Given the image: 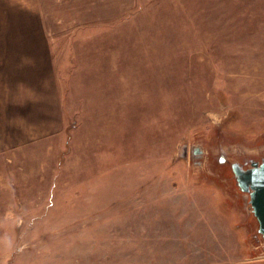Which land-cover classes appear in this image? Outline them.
Segmentation results:
<instances>
[{
    "label": "rangeland",
    "instance_id": "1",
    "mask_svg": "<svg viewBox=\"0 0 264 264\" xmlns=\"http://www.w3.org/2000/svg\"><path fill=\"white\" fill-rule=\"evenodd\" d=\"M9 8L52 26L0 60V264H264V0Z\"/></svg>",
    "mask_w": 264,
    "mask_h": 264
},
{
    "label": "crops",
    "instance_id": "2",
    "mask_svg": "<svg viewBox=\"0 0 264 264\" xmlns=\"http://www.w3.org/2000/svg\"><path fill=\"white\" fill-rule=\"evenodd\" d=\"M12 0H0V21L2 24L7 20L10 24L1 25L3 35H0V60H45L49 58V42L47 35L49 34L48 26L36 25L34 22L30 24H20L16 19L15 14L19 10L9 8ZM19 25V26H18ZM14 27L15 31L10 29ZM2 29V28H1ZM7 29V30H5ZM51 29V28H50ZM9 33L5 35V33ZM9 47H13L7 52Z\"/></svg>",
    "mask_w": 264,
    "mask_h": 264
},
{
    "label": "water",
    "instance_id": "3",
    "mask_svg": "<svg viewBox=\"0 0 264 264\" xmlns=\"http://www.w3.org/2000/svg\"><path fill=\"white\" fill-rule=\"evenodd\" d=\"M202 151L199 148L194 149V154L200 157ZM253 168L258 167V163H252ZM240 187L243 191L248 190L250 185L253 193L250 194V205L252 206L254 215L260 223V231L264 236V171L252 173H242L239 177Z\"/></svg>",
    "mask_w": 264,
    "mask_h": 264
},
{
    "label": "bare ground",
    "instance_id": "4",
    "mask_svg": "<svg viewBox=\"0 0 264 264\" xmlns=\"http://www.w3.org/2000/svg\"><path fill=\"white\" fill-rule=\"evenodd\" d=\"M256 162L258 163V167L257 168L249 167L247 169H243L242 172L248 174V173H252V172H258L260 170L264 171V163L259 162V161H256ZM242 192H245V191H242ZM251 193H253V190L251 189V187L249 185L248 186V190L245 192V194H248L249 197H250ZM256 221H257V224H258V231L261 233V231H260V223H259L258 219H256ZM261 236H262V239H263V242H264V236L262 235V233H261Z\"/></svg>",
    "mask_w": 264,
    "mask_h": 264
}]
</instances>
